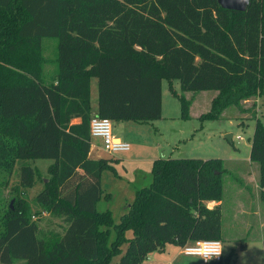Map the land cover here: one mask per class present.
<instances>
[{
	"label": "trees",
	"instance_id": "trees-1",
	"mask_svg": "<svg viewBox=\"0 0 264 264\" xmlns=\"http://www.w3.org/2000/svg\"><path fill=\"white\" fill-rule=\"evenodd\" d=\"M44 37L57 39L49 75ZM93 78L97 114L113 120L161 118L164 79L183 118L191 117L188 90H218L203 120L233 104L253 109L256 102L246 108L244 101L264 92V0H250L245 10L219 0H0L2 184L18 160L53 159L46 175L20 164L0 213V264H109L124 242L118 264H142L167 243L223 240L221 206L206 203L223 197L222 157H156L152 181L136 189L118 222L111 208L97 207L104 170L117 169L113 158L90 156ZM253 116L251 158L259 162L264 196V122ZM37 179L34 202L69 223L65 231L36 226L22 193ZM236 255L232 248L208 264H229Z\"/></svg>",
	"mask_w": 264,
	"mask_h": 264
},
{
	"label": "rangeland",
	"instance_id": "rangeland-1",
	"mask_svg": "<svg viewBox=\"0 0 264 264\" xmlns=\"http://www.w3.org/2000/svg\"><path fill=\"white\" fill-rule=\"evenodd\" d=\"M44 54L48 57V61L44 64V72L50 74L56 63L54 58L56 56V46L57 39L52 37L43 38ZM97 80V79H96ZM177 89L181 90L178 80L175 81ZM164 98H165V112L170 111L172 117L168 120L171 122L179 123L185 128L184 132L188 131L194 132L193 138H187L186 140L179 141V148L170 154V152H158V156L167 157L169 155L174 156H207V157H224L233 158L241 157L244 158L243 161L237 163L234 160H226L225 166L228 168L229 172H225L223 175L224 189H230L232 184L235 182L236 178V167H247L252 169L256 174L258 173V165L256 162L250 160V150H251V140L254 133L256 118L253 116L256 113L264 122V92L253 96V98L258 99L256 106L253 109L244 110L238 105H231L225 109L221 117L216 119H205L203 120L204 126L199 129L202 121L198 116V113L202 111H207L211 105V97L213 94L218 92L217 89H202L198 91H186L189 97L193 96V104H191V112L193 116L189 119H182L180 117L181 113V103L180 99L174 95V93L169 88V80L164 79ZM250 107L253 102L247 103ZM254 112V113H253ZM191 113V114H192ZM180 120V121H178ZM156 125H162L160 121H151L145 123H139L134 120L117 121L113 120V130L114 132L128 138L131 142V149L128 151H121L117 154L122 156L117 162V167L119 173L122 176L117 175V173L112 169H105L102 180V187L104 188L102 199L98 200L97 207L99 209L111 208L113 211L114 219L116 222L120 220L121 215L129 209L130 203L135 197V192L137 187L149 184L153 179V174L151 167L147 170H143L141 176L137 174L132 175L133 163L131 161L132 156L138 155L141 150L148 149L146 146H142L137 143L138 140L148 142L152 139H162V133ZM195 127V128H194ZM232 132V140L227 136V133ZM192 133V132H191ZM238 133L242 134L243 137H237ZM168 135V134H167ZM187 134H185L186 136ZM192 135V134H188ZM145 152V151H144ZM128 155H130L128 157ZM48 158H35L27 160H18L16 162L15 168L11 174H9V179L7 185L2 184V179L5 178L7 173L0 172V213H2L7 207L9 200L14 195L13 186L18 182L19 178V166L23 162H29L33 165H40L44 175L48 174L46 170L45 163ZM135 172V171H134ZM134 174V173H133ZM140 175V173H139ZM135 179L134 181H129L128 179ZM129 181V182H128ZM42 187V182L37 179L33 186L26 187L22 195L31 203L33 210L35 211L33 218L35 219L36 226L43 230H60L65 231L68 228L69 223L64 221L60 216H54L46 211H39L38 205L34 202L33 198L35 194ZM106 192H111V197H105ZM223 223H226L228 215L224 214ZM228 222V220H227ZM233 222H228L227 227L224 228L225 235L227 234V239L222 240L224 255L228 254L231 249H235L237 255L234 256L229 264H264V249L263 245L259 241H249V246L247 248H241V238H236L239 235V230H237L236 225ZM236 227V229L234 228ZM224 227V226H223ZM133 234L132 230L127 231V235L131 236ZM115 236L113 231L112 237ZM232 237V238H231ZM236 238V239H235ZM127 242L122 244V250L116 253L109 264H118L121 255L125 252L127 248ZM173 252V255L177 253L180 246L174 243L169 244ZM182 248V246H181ZM160 251H158V254ZM175 253V254H174ZM167 257L168 255L164 253ZM197 254H185L180 253L175 257L177 264L181 263L182 260L188 258L193 260L194 264L200 263V257ZM143 264H149V259L145 258Z\"/></svg>",
	"mask_w": 264,
	"mask_h": 264
},
{
	"label": "crops",
	"instance_id": "crops-1",
	"mask_svg": "<svg viewBox=\"0 0 264 264\" xmlns=\"http://www.w3.org/2000/svg\"><path fill=\"white\" fill-rule=\"evenodd\" d=\"M97 78H93L92 81V106H93V114H97L98 110V103H99V87H98V80ZM164 81V80H163ZM177 79H174L173 83L176 86ZM179 82V80H178ZM180 85V82H179ZM162 91H163V96H162V114L163 116L161 118L154 119L155 121H160L162 125H156V127L159 128V131L162 133V139L163 141L159 139H152L149 140L148 142L138 140L137 143H139L142 146H146L148 149H145L144 151L141 150L138 155L132 156L131 161L133 163V169L132 175L137 178V174L140 177L142 171L147 168L152 169V164L153 161L156 157H159L157 154L162 150V152H170V154H174L176 150L180 147L179 146V141L180 140H186L187 138H193L194 132H184L185 128L181 124L180 127L179 123L177 122H171V120H168L170 116L172 117L170 111L165 112V98H164V87L162 85ZM189 91V90H188ZM187 94V93H186ZM217 94V93H216ZM213 94L211 97H214ZM193 97V96H191ZM194 98V97H193ZM258 99H254L253 97H250L244 101V107H248L249 105L247 104L248 102H257ZM194 101V100H193ZM193 104V103H192ZM211 106V105H210ZM206 111V110H205ZM202 111L198 113V116L205 112ZM190 113L191 109H190ZM181 114V113H180ZM193 116V113L191 114V117ZM181 117V115H180ZM190 117V118H191ZM182 119H189V118H183ZM201 119V118H200ZM81 120V117L77 116L73 118V122H78ZM150 120L148 122L154 121ZM207 120V119H206ZM118 121V120H117ZM119 121H126V120H119ZM180 121V120H178ZM202 123L200 127H197L201 129L204 126L203 119H201ZM205 121V119H204ZM138 122V121H137ZM139 123H145V122H139ZM195 128V127H194ZM168 134V135H167ZM185 134H187L185 136ZM192 134V135H188ZM233 134V133H232ZM115 135L119 138L129 140L128 138L123 137L122 135L118 134L115 132ZM238 135L242 134L238 133ZM237 135V137H238ZM239 137V138H242ZM233 138V135H232ZM250 146L252 147V140ZM130 150V149H129ZM128 151V150H126ZM118 153V152H117ZM117 153H110L105 150L104 148V143L103 139L100 136H92L91 135V149H90V156L92 157H109L113 158L114 165L116 166L117 169V175L122 176L121 173H119L118 167H117V162L119 161L122 156L118 155ZM130 155H128L129 157ZM169 156H174V155H169ZM196 157H201V156H196ZM203 158H208L207 156H202ZM219 157V156H216ZM224 158V157H222ZM244 158L241 157H233V158H224V160H234V162H241L243 161ZM48 162L45 163L46 169H48V165L53 161L52 158L46 159ZM250 160L252 162H256L258 165V173L256 174L253 172L252 169H249L247 167H236V178L235 182L232 184V186L227 188V191L225 189L223 190V197L221 199H209L206 200V203L209 207H214L217 204H220L221 210H222V218L224 214L228 215V222H233L232 224L236 225L237 230H239V235L236 238H241V239H246L245 243V248L249 246V241H259L263 245L264 249V196L262 193V186L260 185V165L259 162L256 160H253L251 158V150H250ZM41 169V166L38 165ZM42 170V169H41ZM229 172L228 168L226 167V171ZM134 173V174H133ZM140 173V175H139ZM224 175V174H223ZM102 175V180H103ZM131 181L132 179H128ZM133 179L132 181H134ZM128 181V182H129ZM138 188V187H137ZM104 189V188H103ZM111 197L112 194L109 192ZM106 197V196H105ZM107 198V197H106ZM102 199V197H101ZM223 220V219H222ZM224 224L223 223V240L227 237V234L225 235L224 228L227 227V222ZM234 226V228L236 229ZM232 238V237H231ZM235 238V239H236ZM170 243H167L166 246L163 249H157L149 253V255L146 257L149 259V264H177V260H175V257L177 258V255L180 253H185L183 252L181 245L180 249L177 251L175 255H173V252L175 250H172L169 246ZM244 248V249H245ZM158 251L160 253L158 254ZM166 253L168 256L166 257L164 255ZM187 254V253H185ZM188 255V254H187ZM192 255V254H191ZM197 256V255H196ZM200 263L199 264H208V262L204 261L203 258H199ZM145 260H143L144 262ZM142 262V264H143ZM179 264H194L193 260H189L188 258H185L182 260L181 263Z\"/></svg>",
	"mask_w": 264,
	"mask_h": 264
},
{
	"label": "built area",
	"instance_id": "built-area-1",
	"mask_svg": "<svg viewBox=\"0 0 264 264\" xmlns=\"http://www.w3.org/2000/svg\"><path fill=\"white\" fill-rule=\"evenodd\" d=\"M91 135L100 136L103 139L104 148L110 153H117L131 149V142L119 138L113 130V119L107 116L93 114L91 117ZM238 137H242L238 135ZM183 252L197 254L208 262L210 259H221L224 253L222 240L200 238L189 241L182 246Z\"/></svg>",
	"mask_w": 264,
	"mask_h": 264
},
{
	"label": "water",
	"instance_id": "water-1",
	"mask_svg": "<svg viewBox=\"0 0 264 264\" xmlns=\"http://www.w3.org/2000/svg\"><path fill=\"white\" fill-rule=\"evenodd\" d=\"M222 6L238 10H245L250 0H219ZM232 132L227 133V136L232 140Z\"/></svg>",
	"mask_w": 264,
	"mask_h": 264
}]
</instances>
